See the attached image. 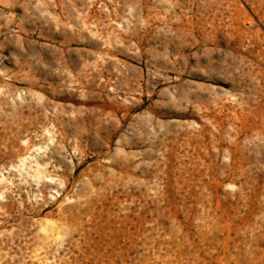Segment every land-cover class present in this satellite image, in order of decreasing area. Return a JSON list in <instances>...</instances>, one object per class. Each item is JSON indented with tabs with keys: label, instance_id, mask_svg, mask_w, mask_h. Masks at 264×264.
<instances>
[{
	"label": "rangeland",
	"instance_id": "374dc122",
	"mask_svg": "<svg viewBox=\"0 0 264 264\" xmlns=\"http://www.w3.org/2000/svg\"><path fill=\"white\" fill-rule=\"evenodd\" d=\"M0 264H264V0H0Z\"/></svg>",
	"mask_w": 264,
	"mask_h": 264
},
{
	"label": "bare ground",
	"instance_id": "6f19581e",
	"mask_svg": "<svg viewBox=\"0 0 264 264\" xmlns=\"http://www.w3.org/2000/svg\"><path fill=\"white\" fill-rule=\"evenodd\" d=\"M86 25V24H85ZM109 43V42H108ZM110 46V45H109ZM98 71V70H97ZM110 81V80H109ZM94 84V83H93ZM95 93V92H94ZM91 98V97H90ZM132 108V107H131ZM99 121V120H98ZM117 121V120H116ZM77 123V122H76ZM112 124V123H111ZM96 129V128H95ZM50 139V138H49ZM46 148V147H45ZM75 148V147H74ZM78 148V147H77ZM37 150H39L38 148H37ZM46 150V149H45ZM77 151V150H76ZM80 151V150H79ZM85 152V151H84ZM24 158V157H23ZM22 159V158H21ZM37 161V160H36ZM23 162H24V160H23ZM44 164V163H43ZM39 166H41V164H39L38 162H37V168L35 169V174L33 175V176H35V177H37V178H40V175L41 174H44L43 173V171L42 170H40L38 167ZM34 168V167H33ZM42 168V167H41ZM43 169V168H42ZM32 176V177H33ZM44 176V175H43ZM36 178V179H37ZM44 178V177H43ZM47 179V178H46ZM49 179V178H48ZM52 180V179H51ZM54 181V180H53ZM62 182H63V180H62ZM38 183V182H37ZM47 227V226H46ZM46 229L47 228H45V231H46ZM49 231V230H48ZM43 232H44V230H43ZM51 236V235H50Z\"/></svg>",
	"mask_w": 264,
	"mask_h": 264
}]
</instances>
